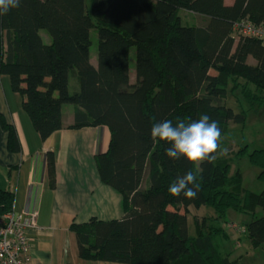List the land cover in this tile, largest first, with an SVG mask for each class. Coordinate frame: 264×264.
<instances>
[{
  "label": "trees",
  "instance_id": "obj_1",
  "mask_svg": "<svg viewBox=\"0 0 264 264\" xmlns=\"http://www.w3.org/2000/svg\"><path fill=\"white\" fill-rule=\"evenodd\" d=\"M179 11L191 12L197 21L183 25ZM242 22L264 26V0H233L231 5L225 0H20L18 8L0 16V75L9 77L11 89L23 98V110L41 140L63 129L64 104L74 106L68 129L106 126L110 132L107 151L95 161L101 182L121 194L124 215L73 221L80 259L234 264L224 252L227 234L219 224L228 211L250 215L247 237L254 246L264 243V189L259 194L243 190L241 174L231 173L230 163L229 124H243L247 111L227 107L228 86L241 87L248 111L264 106V43L235 34L233 25ZM92 29L97 31L95 64L89 54ZM41 31L48 33L49 43ZM61 61L68 68L66 92L61 91ZM205 114L222 133L210 163L173 160L166 155L171 145L151 138L157 122L175 125L178 118L187 123ZM0 122L9 151L18 152L14 127L1 116ZM142 137L152 145L143 173ZM242 150L234 157L247 154ZM247 157L264 183V150ZM47 165L53 183L51 151ZM189 170L201 185L197 196H171L169 184ZM13 203V193L0 190V216L12 211ZM203 206L214 216H194L190 235V209Z\"/></svg>",
  "mask_w": 264,
  "mask_h": 264
},
{
  "label": "crops",
  "instance_id": "obj_2",
  "mask_svg": "<svg viewBox=\"0 0 264 264\" xmlns=\"http://www.w3.org/2000/svg\"><path fill=\"white\" fill-rule=\"evenodd\" d=\"M232 2L225 0L227 5ZM89 54L95 64L97 54L94 56L91 48ZM60 73L61 91L66 92L69 80L64 61L60 62ZM130 73L133 74V69ZM22 102L21 95L11 89L9 77L0 75V116L4 123L14 127L20 145L18 152L9 151L8 135L0 122V190L13 193L15 212L37 209L36 227L28 234L29 263L117 264L80 259L76 237L70 230L73 221L82 223L92 217L108 220L124 215L121 194L101 182L95 161L96 155L108 149L109 129L106 126L68 129L74 121V106L64 104L63 129L43 141L23 110ZM142 142L143 173L152 145L147 137H142ZM49 151L54 159L53 183L48 173Z\"/></svg>",
  "mask_w": 264,
  "mask_h": 264
},
{
  "label": "rangeland",
  "instance_id": "obj_3",
  "mask_svg": "<svg viewBox=\"0 0 264 264\" xmlns=\"http://www.w3.org/2000/svg\"><path fill=\"white\" fill-rule=\"evenodd\" d=\"M179 17L183 25H191L197 21L196 15L187 11H179ZM40 34L44 42L48 43L50 39L48 33L46 31H41ZM90 39L92 43V46L90 47L91 51L94 56H96L97 31L95 29L91 30ZM129 66L130 69H133L134 71L135 48H131L129 51ZM211 74H215V72L211 71ZM249 88L253 90V87L249 86ZM16 98L18 99V95H16ZM226 105L236 113L247 111L246 120L243 124H229V138L233 145V154H230V163L232 164L231 173L234 171L240 172L243 190L259 194L264 189V183L258 180L259 169L250 163L247 154L254 150H264V106L261 108L258 106L257 108L256 105H254L252 109L248 111L249 104L245 102L239 85L235 87L233 85L228 86ZM148 148L149 146L146 144L144 150L147 151ZM244 148H246L247 154L241 156V153H239V158L234 157L237 152H242V149ZM256 213L258 215L261 214V210L257 208ZM194 216H197L198 218H213L214 212L210 208L204 206L199 209L191 208L188 217L190 235L194 234L192 222ZM116 217L119 218H109L108 220L120 219V216ZM251 221L252 217L250 215L235 213L232 211H228L224 219L219 221V224L225 229V234H227L223 242L224 252L228 254L229 259L234 262V264H264V243L254 246L246 234V225ZM235 224L238 228L241 227L244 229L245 232L242 233L240 231H235Z\"/></svg>",
  "mask_w": 264,
  "mask_h": 264
},
{
  "label": "clouds",
  "instance_id": "obj_4",
  "mask_svg": "<svg viewBox=\"0 0 264 264\" xmlns=\"http://www.w3.org/2000/svg\"><path fill=\"white\" fill-rule=\"evenodd\" d=\"M19 6L20 0H0V16ZM151 138L153 141L159 139L171 145L166 149L167 157L173 160L184 157L189 162L199 165L205 161L210 163L216 158L214 154L219 149L222 133L218 122L205 114L187 123L179 118L175 125L171 120L157 122L151 128ZM200 187L197 174L189 170L170 183L167 190L173 197H180L183 194L185 198L193 199Z\"/></svg>",
  "mask_w": 264,
  "mask_h": 264
},
{
  "label": "built area",
  "instance_id": "obj_5",
  "mask_svg": "<svg viewBox=\"0 0 264 264\" xmlns=\"http://www.w3.org/2000/svg\"><path fill=\"white\" fill-rule=\"evenodd\" d=\"M233 31L264 43V26L242 22L234 24ZM36 217V208L23 213L12 210L0 216V264H30L28 234L36 227ZM234 227L235 231L243 232L236 225Z\"/></svg>",
  "mask_w": 264,
  "mask_h": 264
}]
</instances>
